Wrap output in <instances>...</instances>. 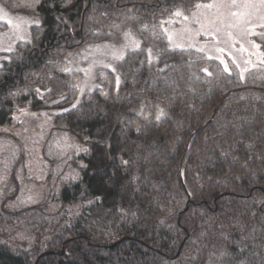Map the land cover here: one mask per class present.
I'll return each mask as SVG.
<instances>
[{
    "label": "trees",
    "instance_id": "1",
    "mask_svg": "<svg viewBox=\"0 0 264 264\" xmlns=\"http://www.w3.org/2000/svg\"><path fill=\"white\" fill-rule=\"evenodd\" d=\"M208 1L0 0L30 18L0 67V129L49 101L81 147L58 192L75 210L26 250L0 244V264H264V65L167 42L172 13ZM128 30L139 46L80 96L78 55Z\"/></svg>",
    "mask_w": 264,
    "mask_h": 264
},
{
    "label": "rangeland",
    "instance_id": "2",
    "mask_svg": "<svg viewBox=\"0 0 264 264\" xmlns=\"http://www.w3.org/2000/svg\"><path fill=\"white\" fill-rule=\"evenodd\" d=\"M230 2L210 0L200 4ZM252 2L264 15L259 0ZM232 11L237 9H220L225 17L223 23L217 19L216 8H195L189 14L174 16L165 24L168 46L202 49L208 57L223 61L221 63L227 68H237L240 74L262 67L264 49L255 39L257 35L248 34L245 29L255 25L254 31L261 33L264 27L260 25H264V20L253 16L251 25L230 28L228 25L232 20L228 13ZM185 16L188 20L184 19ZM29 19L10 13L0 4V49L11 47L14 50L18 41L28 38ZM15 25H19V29ZM125 33L129 35L125 36ZM125 33L120 41L105 40L96 44L101 46L99 51L89 48L78 55L76 67L89 69L91 66L88 74L81 71L77 81L80 96L94 86L101 71L110 69L104 65L114 67L117 62L112 58L114 50L125 54L139 46L140 39L134 32L128 30ZM169 34L173 35L171 43ZM253 44L260 45V48H254ZM13 50H0V67L9 60ZM48 102L39 108L25 105L17 109L10 122L0 129V244L15 249L26 250L37 244L40 237H49L55 225L63 224V213L75 210L74 206L62 208L58 192L65 180L79 175L73 164L80 162L77 156L81 147L69 134L59 130L55 116L60 108ZM34 220L36 222L32 223ZM39 221L50 227L41 226Z\"/></svg>",
    "mask_w": 264,
    "mask_h": 264
},
{
    "label": "snow or ice",
    "instance_id": "3",
    "mask_svg": "<svg viewBox=\"0 0 264 264\" xmlns=\"http://www.w3.org/2000/svg\"><path fill=\"white\" fill-rule=\"evenodd\" d=\"M201 7L216 8L217 13H218L217 19L221 23H223L225 17L222 13H220V9L226 8V7L237 9V11H232V12L228 13V16L232 20V22L228 25V27H230V28H238V27H241L244 25H251L253 16H257L259 19L264 20V15H261L259 13V11L257 10V5L255 3H253L252 0H231V2L228 4L219 3V4L203 5V4L197 3L196 8H201ZM259 7L261 9H264V0H259ZM172 15L175 17H180L182 15V11L176 10L172 13ZM184 19L188 20V17L185 16ZM8 23L11 25L12 21L9 20ZM15 27L17 29H19V25H15ZM202 27H203V25H202ZM260 27H264V25H260ZM254 28H255V25H252L251 27L246 28L245 31L251 35H262L261 33L255 32ZM165 31H167V29H165ZM128 35H129V33H125V36H128ZM229 35H231V33H229ZM18 38L23 39V37H18ZM168 39H169V42L171 43V41L173 39V35L169 34ZM90 47L94 48L95 51H99L101 46L96 45V46H90ZM104 47H107V45H105ZM137 47H138V45H137ZM253 47L259 49L260 45L253 44ZM0 50L11 52L13 49L11 47H9L7 49H0ZM201 51H202V49H201ZM150 52H151V50H149V54H150ZM123 55H124V53L122 51L118 52V51L114 50L112 52L113 60H117V61L121 60L123 58ZM209 59H211V57H209ZM221 62L223 63V61H221ZM104 67L111 68V65H104ZM225 70L226 71L228 70L227 67L225 68ZM65 71H70V69H65ZM80 71H84L86 74H88L91 71V66L89 69H80ZM113 71H114V69H113ZM204 71H207V69H204ZM117 85H119V77H117ZM82 91H83V89H82ZM53 103H56V101H53ZM73 107H75V105H73ZM21 111H23V110L21 109Z\"/></svg>",
    "mask_w": 264,
    "mask_h": 264
},
{
    "label": "water",
    "instance_id": "4",
    "mask_svg": "<svg viewBox=\"0 0 264 264\" xmlns=\"http://www.w3.org/2000/svg\"><path fill=\"white\" fill-rule=\"evenodd\" d=\"M47 253H49V252H47ZM43 255V254H42Z\"/></svg>",
    "mask_w": 264,
    "mask_h": 264
}]
</instances>
